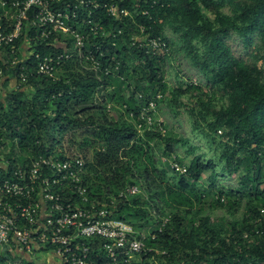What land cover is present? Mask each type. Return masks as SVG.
Returning <instances> with one entry per match:
<instances>
[{
    "label": "trees",
    "instance_id": "obj_1",
    "mask_svg": "<svg viewBox=\"0 0 264 264\" xmlns=\"http://www.w3.org/2000/svg\"><path fill=\"white\" fill-rule=\"evenodd\" d=\"M98 1L126 9L130 16L116 19L103 7L95 12L81 28L88 38L82 52L60 32L42 37L49 28L33 26L34 14L24 20L13 46L21 58L25 48L33 54L7 70L0 86V162L9 166L8 171L0 168V181L41 156L81 158L91 204L113 211L137 232L147 230V251L139 264H264V222L258 220L264 214V70L258 66L264 61V0ZM96 25L103 28L98 36L90 34ZM140 25L149 37L162 38L169 51L154 56L133 46ZM230 35L247 50L259 39L261 49L252 62L234 55L226 42ZM176 42L206 86L179 82L173 88L165 80ZM66 50L72 56L53 77L37 73L41 59ZM93 59L110 74L96 71ZM151 100L157 104L149 113L152 127L141 120ZM162 102L189 115L216 157L207 158L188 139L160 131ZM188 145L193 158H179L177 147ZM238 173L239 187L218 185L221 176ZM131 186L140 192L120 199L119 193ZM216 210L223 215H214ZM85 242L91 264H109L102 238Z\"/></svg>",
    "mask_w": 264,
    "mask_h": 264
},
{
    "label": "built area",
    "instance_id": "obj_2",
    "mask_svg": "<svg viewBox=\"0 0 264 264\" xmlns=\"http://www.w3.org/2000/svg\"><path fill=\"white\" fill-rule=\"evenodd\" d=\"M61 1L0 0V86L8 79L7 70L18 67L33 54L25 48L21 58L13 46L30 14H34L33 26L40 24L49 28L42 37L60 32L73 40L74 48L79 52L86 47L88 40L82 26L89 24L94 13L102 7L116 19L130 16L128 10L115 4H101L98 0H67L64 6L56 8ZM142 13L147 15V11ZM81 14L84 19L80 22ZM139 28L140 33L133 37V46L154 56H163L169 51L162 38L149 37L144 25ZM102 29L99 25L91 27L90 34L98 36ZM102 34L111 35L110 32ZM4 48H9L10 53H5ZM71 56L67 50L63 54L47 56L40 60L37 73L53 77L55 69ZM93 68L110 74L108 68H103L94 59ZM23 70L22 67L20 80L25 83L28 77ZM139 97L142 98L141 95ZM161 98L162 95L158 94L157 99ZM156 108L155 100H151L141 111V120L150 127L154 118L149 113ZM160 131L166 133L163 127ZM84 164L81 158L41 156L24 168L11 170L9 178L0 181V247L14 245L31 256L53 251L60 257L61 264H91V247L85 241L97 237L104 240L102 246L109 264H139L142 253L147 251L146 234L113 217V211L99 210L91 204L88 188L82 180ZM8 167L7 163L0 162L1 169L8 171ZM173 168L184 172L179 165H173ZM139 192L137 186L127 187L119 193V198ZM112 207L116 208L117 203L113 202ZM258 220L264 222V214Z\"/></svg>",
    "mask_w": 264,
    "mask_h": 264
},
{
    "label": "rangeland",
    "instance_id": "obj_3",
    "mask_svg": "<svg viewBox=\"0 0 264 264\" xmlns=\"http://www.w3.org/2000/svg\"><path fill=\"white\" fill-rule=\"evenodd\" d=\"M226 42L232 49L234 55L237 58L245 60L247 63L252 62L254 55L258 53L261 49V43L258 38L255 39L254 46L249 50L244 47L241 39L236 35H230L226 39ZM175 57V59H171L170 61H168L165 66V80L170 84L171 87L176 88L179 82H181L184 87H186V85L190 83L206 86L207 82L203 75L192 66L186 55L180 51L179 42H176ZM258 66L264 70V61H260L258 63ZM11 88H14L13 85L11 86ZM183 102L188 106L190 104H193V102L188 101L187 99H183ZM177 112L178 111H175L172 107L168 105V103L162 102L160 104V107L158 108L157 118L161 123L164 124V128L166 131L174 133L177 137H183L188 139L191 145L199 146V153L205 155L207 158H213L214 156L216 157L217 154L214 147H210L204 135L202 134L201 128L195 129V126L193 125L189 115L186 112H184L183 110V113L181 112L180 114H178ZM188 149L189 145L184 148L178 146L176 154L179 158L186 157L187 160L193 158V155H188ZM9 152L10 149L6 151V153ZM157 154L159 159H165L162 151L158 150ZM173 165L177 164L173 163L172 166ZM239 177L240 173L234 176H229L225 174L218 179V185L225 187H239L241 183V181H239ZM214 215L222 216L223 211L216 210L214 211ZM142 232L147 234V230ZM5 259L6 262L3 264H17L16 261L14 262V260L7 258Z\"/></svg>",
    "mask_w": 264,
    "mask_h": 264
},
{
    "label": "crops",
    "instance_id": "obj_4",
    "mask_svg": "<svg viewBox=\"0 0 264 264\" xmlns=\"http://www.w3.org/2000/svg\"><path fill=\"white\" fill-rule=\"evenodd\" d=\"M16 84L15 82H12ZM0 256L3 258L11 259L16 261L17 264L31 263L36 261L37 264H61L60 257L53 251L45 253H37L36 256H31L26 252L19 250L16 246L10 245L5 247H0Z\"/></svg>",
    "mask_w": 264,
    "mask_h": 264
}]
</instances>
